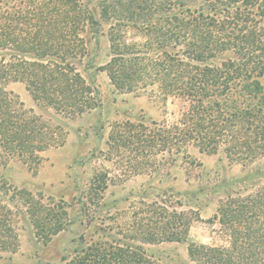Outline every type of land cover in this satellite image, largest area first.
<instances>
[{
  "label": "trees",
  "instance_id": "trees-1",
  "mask_svg": "<svg viewBox=\"0 0 264 264\" xmlns=\"http://www.w3.org/2000/svg\"><path fill=\"white\" fill-rule=\"evenodd\" d=\"M104 2L108 5L100 9L107 17L118 3L125 5L119 17L111 13L115 21L107 33L110 58L98 67L114 88L128 92L157 84L165 96L180 95L193 102L185 127L145 121L112 125L106 141L108 159L131 150L134 167L143 172L142 166H155L164 154H187L190 142L207 154L223 144L229 162L243 166L264 156V0ZM99 27L92 11L77 0H0V163L18 158L34 170L40 153L57 144L61 134L57 124L59 132L25 109L7 90L8 83L24 82L38 107L62 116L98 106L94 86L74 60L87 52L80 31L98 33ZM127 27L146 31V41L138 47L126 43L122 31ZM99 183L95 176L88 188L93 195L88 199L83 191V204L84 198L89 203L99 198ZM217 183L214 189L228 186L217 198L214 214L221 242H189V260L264 264V170L253 168L231 182ZM19 193L27 198L30 224L39 236L50 238L67 227L64 202L50 206L29 191ZM7 212L0 205V249L15 244L9 221L3 220ZM191 213L193 217L184 209L160 205L156 216L147 217L149 223L136 224L132 242L88 241L81 235L83 246L64 264H166L135 242L187 241L191 222L200 218L198 210Z\"/></svg>",
  "mask_w": 264,
  "mask_h": 264
},
{
  "label": "rangeland",
  "instance_id": "rangeland-1",
  "mask_svg": "<svg viewBox=\"0 0 264 264\" xmlns=\"http://www.w3.org/2000/svg\"><path fill=\"white\" fill-rule=\"evenodd\" d=\"M77 3L88 7L100 23L98 33L80 31L87 40V52L74 60L75 67L94 86L99 104L82 114L66 117L53 109L38 107L24 82L7 84V90L16 95L25 109L32 110L59 132L57 124L61 134H58L57 144L40 153L41 160L34 170L18 158L0 163V205L8 211L3 220L9 221L15 235L12 248L0 249V264H64L66 258H71L74 251L83 246L81 235L88 241L113 243L119 239L132 242L129 239L136 224L149 223L147 217L150 214L156 216L160 205L184 209L189 217H193L192 210L199 211L200 218L191 222L187 241L135 243L166 264H194L188 258L189 242H221L220 225L214 214L217 198L228 190V186L220 184L214 189L215 184L218 180L231 182L253 168L264 170V156L243 166L229 162L223 144L215 153L207 154L199 152L190 142L187 154H164L155 166L153 163L141 165L143 172L134 167L136 158L131 150L123 157L114 154L108 159L106 141L112 125L145 121L147 124L185 127L193 102L180 95L165 96L157 84H147L128 92L116 90L98 67L110 58L107 33L109 25L115 21L111 13L118 12L119 17L124 13L119 9H124L125 5L118 3L107 17L100 9V6L108 5L107 2L103 4V0H77ZM122 33L125 42L134 47L147 39L146 31L131 27L124 28ZM261 82L264 85V74ZM95 176L100 177L96 191L99 198L89 203L93 192L88 188ZM20 189L31 192L36 200L46 205L64 202L69 212L67 227L50 238L39 236L30 224L27 198L20 195ZM83 191L89 196L84 198L85 204L80 200Z\"/></svg>",
  "mask_w": 264,
  "mask_h": 264
}]
</instances>
